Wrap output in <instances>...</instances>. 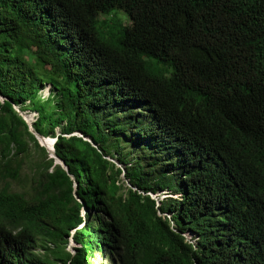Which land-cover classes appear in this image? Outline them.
<instances>
[{"label":"trees","instance_id":"1","mask_svg":"<svg viewBox=\"0 0 264 264\" xmlns=\"http://www.w3.org/2000/svg\"><path fill=\"white\" fill-rule=\"evenodd\" d=\"M0 97V264H264V0H0Z\"/></svg>","mask_w":264,"mask_h":264},{"label":"water","instance_id":"2","mask_svg":"<svg viewBox=\"0 0 264 264\" xmlns=\"http://www.w3.org/2000/svg\"><path fill=\"white\" fill-rule=\"evenodd\" d=\"M1 98V97H0ZM3 100V98H1ZM16 110L18 111V113H20V115L24 118V120L27 122V124L30 127L31 132L36 136V138L38 139L39 143L41 146L45 147L48 152L51 154V157L54 158L56 160V163L61 165L65 170H68L65 162L63 160H61V158H59L55 152V144L57 142V139L54 138H46L42 135H40L38 132H36V130L34 129V122L33 119L31 117H29L28 115H25L24 113H22L20 111V109L18 107H15ZM58 136H60V133H58ZM48 143L49 145L45 144ZM45 144V145H44ZM86 213V210H85ZM74 244V242H72Z\"/></svg>","mask_w":264,"mask_h":264},{"label":"rangeland","instance_id":"3","mask_svg":"<svg viewBox=\"0 0 264 264\" xmlns=\"http://www.w3.org/2000/svg\"><path fill=\"white\" fill-rule=\"evenodd\" d=\"M122 19L124 20V22L126 23H130V19L129 16L127 14H125L124 12H122L121 14ZM48 89H46L43 93V97H47L48 96ZM25 115H28L29 117H32L31 113H25ZM169 196L163 195V198H166ZM85 211H83V215H85ZM190 237V236H189ZM75 244H71V250L73 251V248L75 247ZM91 260L95 263V264H110L109 260L105 259L98 251L93 252V255L91 257Z\"/></svg>","mask_w":264,"mask_h":264},{"label":"built area","instance_id":"4","mask_svg":"<svg viewBox=\"0 0 264 264\" xmlns=\"http://www.w3.org/2000/svg\"><path fill=\"white\" fill-rule=\"evenodd\" d=\"M31 115H32V119H33V121H36L38 115H37V114H31Z\"/></svg>","mask_w":264,"mask_h":264},{"label":"bare ground","instance_id":"5","mask_svg":"<svg viewBox=\"0 0 264 264\" xmlns=\"http://www.w3.org/2000/svg\"><path fill=\"white\" fill-rule=\"evenodd\" d=\"M45 144L49 145L47 142H46ZM45 144H44V145H45Z\"/></svg>","mask_w":264,"mask_h":264},{"label":"clouds","instance_id":"6","mask_svg":"<svg viewBox=\"0 0 264 264\" xmlns=\"http://www.w3.org/2000/svg\"><path fill=\"white\" fill-rule=\"evenodd\" d=\"M32 118V117H31ZM191 239V237H189Z\"/></svg>","mask_w":264,"mask_h":264}]
</instances>
